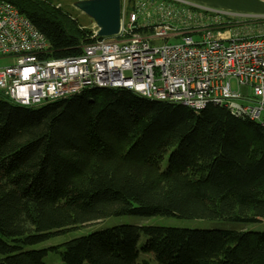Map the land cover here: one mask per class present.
I'll use <instances>...</instances> for the list:
<instances>
[{
  "label": "trees",
  "instance_id": "obj_1",
  "mask_svg": "<svg viewBox=\"0 0 264 264\" xmlns=\"http://www.w3.org/2000/svg\"><path fill=\"white\" fill-rule=\"evenodd\" d=\"M6 1L50 57L103 39L68 4ZM120 215L264 222V128L223 105L194 111L124 87L35 106L0 94V264H43L46 249L24 248ZM62 248L63 264H142L139 251L157 264H264V231L120 224Z\"/></svg>",
  "mask_w": 264,
  "mask_h": 264
},
{
  "label": "built area",
  "instance_id": "obj_2",
  "mask_svg": "<svg viewBox=\"0 0 264 264\" xmlns=\"http://www.w3.org/2000/svg\"><path fill=\"white\" fill-rule=\"evenodd\" d=\"M260 19L186 0H120L113 38L86 43L76 56L53 58L45 36L0 0V94L35 106L86 88L124 87L194 111L223 105L264 128Z\"/></svg>",
  "mask_w": 264,
  "mask_h": 264
},
{
  "label": "rangeland",
  "instance_id": "obj_3",
  "mask_svg": "<svg viewBox=\"0 0 264 264\" xmlns=\"http://www.w3.org/2000/svg\"><path fill=\"white\" fill-rule=\"evenodd\" d=\"M55 3L68 4L72 6L70 0H54ZM73 7V6H72ZM74 8V7H73ZM75 9V8H74ZM72 14L84 27L94 29L95 25L93 21L81 13L79 10ZM165 156L161 162V166L165 164ZM120 224H132L140 227L145 226H164V227H181V228H222V229H243L253 231H264V222L262 223H236V222H225V221H205V220H186L178 219L168 216L153 215L150 217H140L135 215H120L102 219L100 221L90 223L84 226L58 233L45 241L27 246L24 250L28 249H46V255L43 257V264H63L60 252L63 250L62 244L70 239L86 235L90 232L109 228ZM147 236L141 233L138 239V247L147 240ZM138 262L142 264H157L154 259V255L151 251L144 252L139 251Z\"/></svg>",
  "mask_w": 264,
  "mask_h": 264
},
{
  "label": "water",
  "instance_id": "obj_4",
  "mask_svg": "<svg viewBox=\"0 0 264 264\" xmlns=\"http://www.w3.org/2000/svg\"><path fill=\"white\" fill-rule=\"evenodd\" d=\"M72 6L90 18L97 37H112L120 28V0H75Z\"/></svg>",
  "mask_w": 264,
  "mask_h": 264
},
{
  "label": "crops",
  "instance_id": "obj_5",
  "mask_svg": "<svg viewBox=\"0 0 264 264\" xmlns=\"http://www.w3.org/2000/svg\"><path fill=\"white\" fill-rule=\"evenodd\" d=\"M215 11L261 17L264 22V0H186ZM249 20H255L248 18ZM263 223V222H262Z\"/></svg>",
  "mask_w": 264,
  "mask_h": 264
}]
</instances>
